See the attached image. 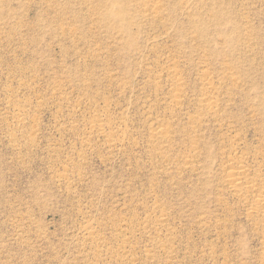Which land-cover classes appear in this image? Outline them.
Instances as JSON below:
<instances>
[{"label": "rangeland", "instance_id": "rangeland-1", "mask_svg": "<svg viewBox=\"0 0 264 264\" xmlns=\"http://www.w3.org/2000/svg\"><path fill=\"white\" fill-rule=\"evenodd\" d=\"M152 2L0 0V264H264V0Z\"/></svg>", "mask_w": 264, "mask_h": 264}, {"label": "bare ground", "instance_id": "bare-ground-1", "mask_svg": "<svg viewBox=\"0 0 264 264\" xmlns=\"http://www.w3.org/2000/svg\"><path fill=\"white\" fill-rule=\"evenodd\" d=\"M118 1L119 0H115V1L111 0L112 5H110V9H108L104 13L103 19L106 23H109L110 19L115 20L118 24L121 23L128 28L127 30H130L129 29L130 26L134 25V19L128 16V13L124 11L125 10L124 8L119 7L120 9L116 10L115 8L116 4L114 3H118ZM147 2L151 3L152 0H147ZM159 2L160 0H158L155 3L153 2L152 3L159 4ZM216 20H215V23L220 24L219 21L218 20L216 21ZM217 31L221 34L222 37L225 36V38H223L224 40H227L226 38L228 36V32L225 33L224 29L223 30L220 29ZM197 32L198 34H202L205 32V30L202 27H197ZM214 107H215V104L211 102L208 103L206 106H204L205 110L209 112L214 111ZM262 114L264 116V108L262 110ZM103 123H105V121ZM101 128H103V125ZM101 128L99 129L101 130ZM93 129H95V127H93ZM158 131H156L157 134L155 136L157 135L159 136L160 134L161 135L163 134V131L162 133H159L161 131L159 132ZM159 138L161 137L159 136ZM230 157L231 155L228 157V162H230V159H231L235 164L232 166V168L228 170L226 174L228 188L232 190L234 193L240 194L241 197H246V195L248 194H254L252 205H251L253 209V214L258 215L260 218H264V181H260V183H257L249 179V174L245 166L246 161L244 160L243 157L238 158V160L234 158H230Z\"/></svg>", "mask_w": 264, "mask_h": 264}]
</instances>
